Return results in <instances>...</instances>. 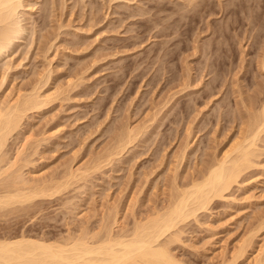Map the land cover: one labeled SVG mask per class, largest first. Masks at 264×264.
I'll use <instances>...</instances> for the list:
<instances>
[{
	"label": "rangeland",
	"instance_id": "374dc122",
	"mask_svg": "<svg viewBox=\"0 0 264 264\" xmlns=\"http://www.w3.org/2000/svg\"><path fill=\"white\" fill-rule=\"evenodd\" d=\"M186 1H24L23 38L0 57V107L34 87L50 103L27 111L5 150L13 159L25 144L17 164H26L16 166L31 181L60 183L71 169L82 178L52 196L1 208L0 237L62 240L85 228L97 232L103 221L118 224L113 232L130 231L244 137L251 110L264 101V0L246 2L235 15L221 7L231 0L208 1V12L198 10L200 0L192 20ZM121 126L142 130L112 161L106 153ZM254 149L253 165L224 197L175 229L171 251L185 264H252L261 255L264 130ZM241 244L248 245L238 258Z\"/></svg>",
	"mask_w": 264,
	"mask_h": 264
},
{
	"label": "bare ground",
	"instance_id": "6f19581e",
	"mask_svg": "<svg viewBox=\"0 0 264 264\" xmlns=\"http://www.w3.org/2000/svg\"><path fill=\"white\" fill-rule=\"evenodd\" d=\"M24 1H30V0H0V57L4 56L7 50L12 47L11 45L13 44L15 39H18L21 37L23 38V32L25 31V29L21 25L20 23L21 21H19L18 13H20L19 8L24 7ZM198 1L200 0H187L185 2L188 7L187 9L188 11H186L187 7H185V11L190 12L187 14L190 20H192L194 16L196 15L197 11L195 10V7H197ZM208 1L210 0H204L203 2H201L202 4L201 9H198V8L197 9L208 12V9L210 8V3ZM231 1L233 3V0ZM249 1L250 0H239V1L234 0L233 4L229 1L233 6L230 3L229 4L227 3V5L225 6H221V5L219 6H221L222 10L227 12V14L230 12H233L234 14V12H237L239 8L244 7V5H246V2L248 4ZM25 4L27 5V3ZM219 4H220V1H219ZM257 4H260V2ZM32 6H33V3H32ZM247 7H250V5ZM131 11L132 10H130V12ZM134 12L135 11L132 12V16ZM220 13H223V12H220ZM210 14L212 13L210 12ZM232 17L235 18V16H232ZM251 20H249V22ZM190 26L192 27V25ZM40 87H42V85ZM38 89H41V88H38ZM38 89L34 87L33 91H31L32 90L31 88L30 90L31 92L28 91L29 93H26V94L24 92H21L23 94L19 96L17 99L13 100L12 102L9 101L8 103H5L6 104L5 106L3 105V107H0V209L4 208L6 210L5 207L8 208V206L11 207V205H13V208H18L16 207L15 204H22L25 202L27 203L28 201L34 200L37 197L52 196L55 193L65 190L64 188H68V184L71 183V180L73 178L75 179L76 177L77 179L80 177V176L77 177L79 173H75V170L71 169L70 172L68 173L67 170L69 169H66L65 171L67 172V176L65 178L66 180L65 179H63L64 181L61 180L63 182H60V183L53 182L55 180L49 181V182L48 181H33V180L31 181V179L29 180L28 178L23 176L24 172L22 170L18 169V167H22L26 164L25 162L24 165H22L23 164L22 163L21 166H18L21 163L19 162L21 161V157L23 158V156H21L23 153V150L26 149L25 144H23L20 149H17L16 153L14 152L16 156L14 157L12 155L14 157L13 159L8 157L6 153L7 150H5V147L7 145V141L9 137L13 135L12 133L15 130H18V128L21 126V123H22L21 121L23 120V117L25 116L27 111H30L33 109H40L41 106L43 107V104L45 106V104L48 103V101H50L49 99L50 97H48L50 95L47 96L48 97L47 99L46 95L43 94L46 97L45 98L41 95L42 93L40 94V92H38L39 91ZM174 96H176L175 93H174ZM51 100H52V96H51ZM259 105H260V108H259L260 110H256L257 111V112L255 111L256 114L254 111L251 110L252 117H250L251 119L249 122L247 121L249 124V126H247V130H245L247 133L244 134L242 132L244 134V137L242 139L236 140L237 142L235 141L233 143L234 146L232 145L231 149H229V151L227 150V152L223 154L221 158L219 157L212 158V161L210 159V161H208L209 163L205 167L203 166V169L201 168L202 171L199 170L200 174H198V176L194 175V178H191L193 177L192 175L190 177L191 180H188L189 182H186L187 183L186 188L184 186V188L177 190V192L173 190V194L175 193V195H172V199H170L169 203L167 202L168 203L167 205H163L164 207L160 210H158L159 208L153 209L154 212L153 213L151 212V215L148 214L149 216L147 215L148 217L145 220L142 219L144 221H139V220L136 221L134 223L133 228H131L130 231L128 229L124 232L122 231L119 232V230L118 232H115V231L113 232V230H115V228L113 229V226L114 225L117 226L118 224L116 225V223L114 222V225H113L111 222L112 224L111 226L108 223L106 225V221H103L105 225H101L103 227L100 228V230L104 229V231L102 230L104 234L100 230H98L100 232L91 231L92 233H89L87 232L89 230L86 231V228L84 230L81 228L82 231L76 234V236L70 235L66 238L64 237V239L61 238L62 240H59V239L58 240H54V239L47 240L44 238L33 237V236H30L29 234L27 235V233L26 234L22 233L18 236H8V235L5 237L3 236V237H0V264H185L183 260L179 259V256L176 257L172 253L173 251H171L173 249V247L171 249V245H172L171 242L173 243L175 242L176 239L173 240V238L176 237L175 235L177 233L176 231H180V230L175 231V229L181 222L183 221L185 222L187 219H189V217L191 216L195 217L196 213H198V210L206 209L207 207H209L208 205L210 204V202H212L211 200L213 198L224 197V193L229 188L232 187V184L237 183L239 176H241L240 173L243 172L244 169L248 168V166L250 167L251 165H253L252 162L254 163L253 156L255 153L254 146L257 141V138L264 130V101L261 102V104L259 103L258 106ZM170 108H173V107H170ZM133 126L128 127V128L126 126V129H124L125 126L124 127L121 126L123 130L122 129L120 131L118 130L119 131V132L117 131L118 135L116 134L117 132L115 133L116 138L114 139H116V144L111 150L109 149L110 151L107 150L109 151L108 153H106L108 157L106 156L105 158L111 159L113 161L112 159L113 155L124 151L125 148L128 147V145H131V143H133L134 140L136 141L137 139L136 137L141 132L142 129L140 127L142 126H138L141 129L140 132H139V129L137 130L138 127L137 128L135 127L134 129ZM143 128H144V125H143ZM18 147L20 146L18 145ZM104 152H106V150H104ZM105 158L104 156L102 157L103 160ZM18 162L19 164H17ZM99 163H101V161ZM101 164H97L98 167H100L99 165ZM13 168L18 169L19 172L17 170H14ZM81 174H82V171H80V175ZM84 175H86V172L82 176L84 177ZM74 181L75 180H73L72 182ZM176 189H178V187L177 188L175 187V190ZM2 212H5V211H2ZM105 220H107V218H105ZM261 227H262V224H261ZM93 233H96V235ZM97 233H99L98 234L99 236L96 239H94V237L97 236ZM100 233H101V236H100ZM92 234L95 236H92ZM177 239L179 240L178 236H177ZM248 240H250V237L249 239H247V242ZM242 244L240 245L241 248L239 247V249H237L238 252H236L238 253L236 254L238 258H240L239 256H241L243 253L245 254L246 251L244 247H247L248 245V244L247 245L245 244L246 246L245 245L242 246ZM261 251L262 253L264 252L263 249ZM234 253H233V256H234ZM262 253H260L261 255L257 254L260 256H257L256 259L253 260L254 262H251V263L252 264H264V254ZM223 264H225V262Z\"/></svg>",
	"mask_w": 264,
	"mask_h": 264
}]
</instances>
